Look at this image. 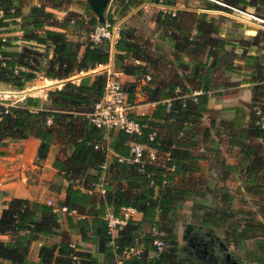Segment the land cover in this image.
<instances>
[{"label": "trees", "instance_id": "16d2710c", "mask_svg": "<svg viewBox=\"0 0 264 264\" xmlns=\"http://www.w3.org/2000/svg\"><path fill=\"white\" fill-rule=\"evenodd\" d=\"M30 0H0V84L13 89H22L36 75L47 79H65L73 74L85 72L96 65L105 64L109 56V43L101 40L98 43L80 42L68 39L66 34L73 26L82 27L84 22L88 28L97 24V19L85 5L86 20L73 19L65 16L58 20L53 13L45 9L44 4L28 6L25 13L24 6ZM52 8L57 9L58 0H53ZM207 9H222L226 7L213 1L202 0ZM225 4L250 10L264 18V0H218ZM126 12L136 4L152 2L156 4L175 5L176 0H123ZM117 7V4H115ZM183 11H158L155 22L162 27L159 38L177 39L176 44L181 47L199 45L201 39L216 51L217 43L223 44L211 37V33L218 29L213 25V18L205 13L196 14L193 23L194 32L191 35L187 24L180 22ZM104 20L113 22L110 15ZM15 25L20 30V37L12 36L1 40L6 25ZM233 25L239 23L232 22ZM58 28V29H54ZM177 31V35H174ZM257 36L264 37V31ZM24 41L18 45V40ZM41 47L42 50H39ZM83 47L82 52L80 49ZM113 68L134 80L148 77L150 57L145 47L137 42L135 36L124 30H119L118 38L113 44ZM48 50H50L48 52ZM212 53V54H213ZM211 51L207 52L210 56ZM138 61L135 63L134 61ZM253 65L255 68L249 74L252 81L261 84L262 100L257 103L264 110V62L260 57L248 55L243 66ZM239 68V67H238ZM104 72L80 77L78 83L66 81L59 89L47 90L49 108L41 106L39 99L27 96L22 104L6 106L0 103V155L5 141H15L33 137L38 140L36 159L45 158L55 137L61 139L58 150L62 157H54L51 166L56 173L68 182L65 198L61 202L67 210H81L86 208V216L78 219L76 226L80 229L82 240L93 239L96 252L102 256L100 263L89 253L74 251L69 243H43L38 249V264H114V253L121 249L135 245L141 246L142 251L137 256H129L123 264H184L178 259L177 235L174 225L179 221L181 203L191 200L198 203V207L205 209L204 225L215 227L221 232L223 240L229 245L237 247L240 242L253 240L249 250L244 251L246 262L264 264V221L245 219L243 223L235 218L236 214L247 213L233 209L231 195L220 187H215L209 179L199 177L197 158L191 156L187 147L190 138L189 125L183 127V121L193 122L205 109V92L208 89L206 81L195 84L202 93L190 97H181L174 93V85H166L159 94L158 90L148 85L143 87L146 99L156 101L150 114H131L139 126L138 134H126L120 130L107 132L108 142H104L103 129L94 127L85 117L93 103L101 96L104 85ZM129 103H134V83L124 86ZM155 92V95L153 93ZM180 93V90H179ZM170 99L169 109H165V100ZM163 100V101H161ZM257 101V100H256ZM262 101V102H261ZM252 113V110H251ZM253 115V113H252ZM245 136H253L264 141V127L255 123L256 117L250 116ZM161 122V123H160ZM169 122V130L174 134L161 135L156 129L163 123ZM154 133L152 139L149 134ZM144 144L154 149L156 159L153 162L145 160L143 164L129 162L130 143ZM191 145V143H190ZM96 146V147H95ZM106 149L112 151L107 158ZM121 158L122 160H118ZM105 164L103 195L97 201L91 200L88 190L91 184L97 183L101 174L100 165ZM250 169H247L249 172ZM76 180L77 183H73ZM70 181V182H69ZM217 186V185H216ZM213 188H215L213 190ZM216 189L221 192L220 207L208 208L205 201L211 194L216 195ZM131 206L140 212L139 221L127 220L114 238V249L108 244L105 221L102 215L109 208L113 215H119L120 208ZM264 208V204H260ZM209 209V210H208ZM260 211V210H259ZM264 212V210H263ZM262 211L261 213L264 214ZM69 220V219H68ZM70 224V221H68ZM141 225L151 228V231L141 232ZM57 216L49 205L12 198L8 200L0 212V233L14 236L7 242L0 241V260L6 259L9 264H34L27 261L25 252L30 239L37 235L50 236L58 232ZM153 230V231H152ZM21 232H25L23 237ZM159 233V234H157ZM89 234V235H88ZM159 238L163 241V248L158 255L153 252L152 241ZM74 255L76 260H71Z\"/></svg>", "mask_w": 264, "mask_h": 264}, {"label": "crops", "instance_id": "0c3cea01", "mask_svg": "<svg viewBox=\"0 0 264 264\" xmlns=\"http://www.w3.org/2000/svg\"><path fill=\"white\" fill-rule=\"evenodd\" d=\"M209 1L225 7L221 1ZM35 4L37 5L38 3ZM142 4L149 5L154 3L142 2ZM156 5L158 7L166 6L165 10L172 12L176 11V9L172 8H177L175 5ZM45 9H49L58 20L65 17L63 10H58L51 6H45ZM69 10L82 13L85 11V7H82V9H74L72 7ZM165 10L160 9V11ZM195 11L196 14L205 13L208 18L231 15L227 14L228 11L226 10L207 9L205 5L195 9ZM247 11L252 12L250 10ZM232 22L239 23V25H233ZM213 25L218 29L210 34L211 37L223 42V44L217 43L215 53H213L214 47L209 48L201 39L197 40L199 43L197 47L186 46L183 48L180 44H176L177 39H170L166 43L165 39H161L158 36L153 41L151 53L144 46L147 55L151 57V62L148 66L152 78L151 83L148 84L146 82L145 84L151 89H155V91L158 90L159 94L163 91L164 86L174 85V93L185 95L192 90L202 93L200 89L195 88V84L206 81L208 89L205 92V109L200 113L197 120L193 122L183 121V127L188 124L191 133L189 142H187L188 145L185 148L191 156L197 158L199 169H209V172L216 177V188L220 187L231 195L233 209L247 213V216L243 213L236 214L235 218L239 219L240 223H243L245 219L264 221V214L261 213L264 208L260 206L261 203L264 204V141L253 136H245L247 125L252 120L250 116H253L251 108L254 105L260 106L257 102L263 99V96H261L263 89L261 84L252 81L249 77V74L255 69L253 65L243 66V62L248 55L258 56L264 62V37L257 36L259 31L264 30L237 20L231 21L229 24L219 23L214 20ZM82 26L88 27L84 22ZM188 27L192 35L194 25H188ZM75 28L78 29L77 26H73L71 29ZM71 29L68 30L66 36L71 35ZM78 30L82 32L80 29ZM13 34L20 37L21 32L16 29ZM174 35H177V31H174ZM135 38L139 42L136 36ZM19 42L24 44V41L20 39L17 41L18 45ZM82 49L83 47H81L80 53ZM209 50L211 54L207 56ZM113 53V43H109L107 63L99 64L85 72L71 75L75 76V80H66L78 83L80 77L84 75H93L113 68ZM39 78L41 79L40 83ZM121 78L123 83L124 80L130 82L134 80L132 76L125 74ZM145 79L147 80L146 77ZM66 80L47 79L43 76H38L28 82L22 89H13L6 85L7 87L0 91V99L6 101L7 104L18 105L22 104L23 99L27 96L36 97L39 99L41 106L49 108L51 106L46 98L48 88L43 82L57 81L59 86L55 88L59 89ZM134 93L136 96L139 95L135 92V88ZM141 95L138 96V103L134 100L132 111L135 114H150L156 101L146 99L144 91ZM153 95H155V92ZM169 125V122L163 123L160 126H156L155 129L161 135H172L175 131L169 130ZM109 130L103 129L105 144L108 142L107 132ZM112 130L116 131L115 129ZM37 146L38 140L33 137L15 141L7 140L1 148L3 153L0 155V212L5 207L6 202L12 198L26 199L44 204H46V200H50L56 208L55 211H52L57 216L59 226L57 234L50 236L37 235L30 239L25 258L29 262L38 264L37 253L41 244L67 242L69 245L72 244L74 246V251L89 253L98 262L102 263V256L96 252L93 239L82 240L80 229L76 226V221L83 217H86L88 223L90 222L91 217L85 214L86 208L78 211L76 209L67 211L58 209L59 206H64L61 202L65 198V189L68 182L57 174L56 170L51 166L54 157L58 154L57 144L53 141L45 158L42 160L36 159ZM112 154V151L108 150L107 158H110ZM247 169H250L249 172ZM216 191L218 205L223 206V203L219 200L221 192L217 189ZM87 193L90 195L91 200L96 201L103 195V192H100L97 186L92 190H88ZM209 203L208 197L205 205L208 207ZM245 204H247V207ZM191 205H193V210L197 208L203 209L198 207L199 204L197 202H194V204L192 202ZM204 212L202 217H204ZM140 218L141 214L137 212L132 215L131 220L139 221ZM207 219L205 217L200 219L199 224L187 223L184 229L187 226L191 228L198 227L200 231L216 237L223 245L228 247L223 240L224 235L221 232L217 230L218 233H215L213 227L203 224V221H207ZM68 221H70V224ZM143 227L148 226L141 225V232H143ZM21 233L25 237L26 233ZM13 238L14 236L7 233H0V241L2 242H7ZM180 241L183 242L182 235L180 236ZM137 247L142 251L141 246ZM177 248L178 259H184L185 244H178ZM231 248L244 254L246 250L245 241L240 242L237 247L231 246ZM246 263L254 264L252 262ZM0 264H9V261L2 259ZM75 264L81 263L76 262Z\"/></svg>", "mask_w": 264, "mask_h": 264}, {"label": "built area", "instance_id": "2783aa9c", "mask_svg": "<svg viewBox=\"0 0 264 264\" xmlns=\"http://www.w3.org/2000/svg\"><path fill=\"white\" fill-rule=\"evenodd\" d=\"M223 5L228 9V11H231V17L234 20L251 24L264 30V18L240 7L231 6L225 3H223ZM73 19L74 18H71L70 22H73ZM82 19L86 20L87 17L83 15ZM118 34L119 28L114 21L110 22L108 20H103L102 22H97V24L91 28L88 37L92 43H98L101 40H106L108 43L114 44L118 38ZM4 39L5 37L1 35V40ZM134 62L137 63L138 61L135 60ZM104 74L105 79L102 94L93 103L91 110L85 114L86 119L96 128L105 130L115 129L126 134H138L140 131V126L135 120L131 118V114H135L132 111L134 103L128 102L127 92L121 78L123 73L114 68H110L105 70ZM146 78L148 79V77ZM197 93H199V91L192 90L189 94H182L181 97H190L193 99L194 95ZM2 102L3 101L0 99V103ZM165 104V109L168 110L170 99L165 100ZM3 105L6 106L7 103H3ZM251 110L253 115L256 117L255 123L259 125L260 128H263L264 110L259 105L252 106ZM153 136L154 133L152 132L148 137L149 139H152ZM143 151H146V154L144 155L146 161L153 162L156 159V152L154 149L147 148L144 144L133 142L129 144V156L126 160L142 166L144 162L142 159ZM106 153L108 154V149H106ZM118 160L122 159L119 158ZM104 166L105 164L100 165L101 174L97 178V183L91 184L93 188L97 186L100 192H103L102 187L105 184L103 172ZM73 183H77V181L74 180ZM46 204L49 205L53 211L56 210L50 200H46ZM58 209L67 211L65 206H59ZM135 213H137L136 209L131 206L121 207L120 213L117 216L113 215L109 208L105 209L102 219L105 221L106 233L109 237L108 244L114 249L116 246L113 240L116 237L118 231L125 225L127 220L131 219L132 215ZM152 245L154 249L150 255L154 256L158 255L164 246L163 241L159 238L153 239ZM70 247L74 250V246L72 244H70ZM140 252L141 250L135 245L125 247L121 249V251L114 253V264H123L122 261L125 258L129 256H137ZM71 260H76L74 255H71Z\"/></svg>", "mask_w": 264, "mask_h": 264}, {"label": "rangeland", "instance_id": "374dc122", "mask_svg": "<svg viewBox=\"0 0 264 264\" xmlns=\"http://www.w3.org/2000/svg\"><path fill=\"white\" fill-rule=\"evenodd\" d=\"M58 6L57 9L58 10H63L64 11V16H70L74 19H77L79 17V19H82V16L85 15V11L82 13H77V12H73L69 9H71L72 7L74 9H82V7H85L86 3L85 0H58ZM35 3L38 4H44L45 6H52L54 5V1L53 0H30L29 1V5L24 6L22 8V12L25 13L28 9V6L30 5H35ZM148 3H152V2H148ZM115 4H117V7L115 6ZM204 3L202 2V0H176V4L175 6L177 8H172V9H176L179 11H183V14L180 15V22L183 24H187V25H192L196 19V11L195 9L203 7ZM167 7L165 6H160L158 7L155 3L154 4H149V5H143L142 3L136 4L135 6H133L132 9H130L129 11H125L124 9V2L123 0H109L106 4V6L103 9V17L105 18L107 15H110L113 19V21L118 25L119 30H124L127 31L128 33L133 34L134 36H136L139 40V43L142 44L143 46H146V48L149 49V53H151V49H152V45H153V41L158 37L159 33L162 32V27H159V24L155 22V19L157 17V12L160 11V9H165ZM47 11H49V9H46ZM225 12V11H224ZM229 12V13H228ZM227 14H231V11H228ZM232 15V14H231ZM230 16H213L214 20H216L219 23H225V24H229L231 23V21H234L233 18ZM227 16V17H226ZM226 17V18H225ZM251 25V24H250ZM255 28L261 29L257 26H253ZM3 33L2 35L6 38V37H12L15 34H13L15 32V30L17 29V26L9 24L4 26L3 28ZM80 29L82 32H79ZM78 29H71L70 33L67 37L68 39L71 40H75V41H80L82 43L84 42H88L89 41V37L88 34L90 32V28L88 27H78ZM263 30V29H262ZM19 45H23L22 43L19 42ZM40 47H38L39 49ZM42 49V48H41ZM39 49V50H41ZM50 50H48L49 52ZM150 55V54H149ZM151 58V57H150ZM41 76V75H36V77ZM35 77V78H36ZM75 76H71L69 78H65L62 80H66V79H70V80H75L74 78ZM33 80V79H32ZM39 83L41 82V79L39 78ZM60 80V79H59ZM69 81V80H66ZM30 82V81H29ZM147 80L145 78H138L136 80H133V83L135 85V92L137 94H139L140 96H142L141 94H143V87L146 86ZM47 88H55L59 86V83L57 81H52L50 83L47 82H43ZM47 83V84H46ZM132 83L128 80H124V85L127 87L129 86V84ZM145 84V85H144ZM5 87H7L4 84H0V91L3 90ZM138 95V96H139ZM138 96L135 95L134 100H136V103L139 102L138 100ZM55 143L57 144V155L59 157H62V154L60 153V151L58 150L59 145H60V141L61 139L57 136L55 137ZM199 177H201L202 179H209L212 181V183L217 184L216 181V177H214V175L209 172V169H200V171L198 172ZM215 188H213L214 190ZM209 206L208 208L211 207H220L218 205V200H217V196L212 193L211 197H209ZM191 200H187L181 203V208H180V218L179 221L174 225V232L177 235V242L179 245H182L184 242L180 241V236L183 233V229L184 226L189 223V224H199V220L200 219H204V217H202V213L204 212L205 209H195L193 210V205ZM245 206L247 207V204H245ZM209 210V209H208ZM143 232L146 231H151V228L149 227H143ZM153 231V230H152ZM213 231L215 233L217 232V229L213 227ZM159 234V233H157ZM225 242V241H224ZM225 244L228 246V250H232L231 245H229V243L225 242ZM253 245V240H245V249L249 250ZM240 255H244L242 254V252H239Z\"/></svg>", "mask_w": 264, "mask_h": 264}, {"label": "flooded vegetation", "instance_id": "af4514ba", "mask_svg": "<svg viewBox=\"0 0 264 264\" xmlns=\"http://www.w3.org/2000/svg\"><path fill=\"white\" fill-rule=\"evenodd\" d=\"M185 244L184 264H247L244 255L228 250L216 237L198 227H186L182 233Z\"/></svg>", "mask_w": 264, "mask_h": 264}, {"label": "water", "instance_id": "95a60500", "mask_svg": "<svg viewBox=\"0 0 264 264\" xmlns=\"http://www.w3.org/2000/svg\"><path fill=\"white\" fill-rule=\"evenodd\" d=\"M108 1L109 0H85L87 6L90 8L92 13L96 17L98 23L104 20L102 12Z\"/></svg>", "mask_w": 264, "mask_h": 264}]
</instances>
